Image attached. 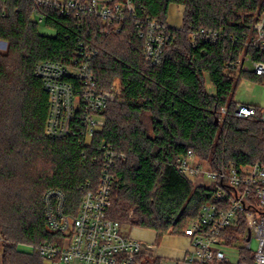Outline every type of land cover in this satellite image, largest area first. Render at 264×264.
<instances>
[{"label":"trees","instance_id":"trees-1","mask_svg":"<svg viewBox=\"0 0 264 264\" xmlns=\"http://www.w3.org/2000/svg\"><path fill=\"white\" fill-rule=\"evenodd\" d=\"M85 1V0H82ZM121 2L122 0H115ZM136 19L124 21L120 32L95 17L79 27L71 17L43 9L44 22L55 36L42 35L33 16V0H0V243L2 264H46L29 246L56 243L50 230L45 196L60 191L65 213L76 214L102 174V144L125 160L114 168V191L108 214L134 228L183 235L201 208L214 203V191L195 187L177 169V161L192 150L214 171L264 164V123L238 118L234 93L243 77L264 82L252 74L227 68L233 52L264 8V0H134ZM172 5L184 7L183 25L169 26ZM157 21L167 28L171 42L159 65L144 58V40L137 23ZM224 31L218 44L194 46L190 35L198 30ZM234 36L238 43H229ZM98 56L92 69L101 89L119 83L115 102L108 105L105 126L90 145L78 135L55 140L46 134L50 96L34 71L38 63L66 64L79 40ZM236 54V53H235ZM215 94L206 90V81ZM226 108V115L222 109ZM134 217L129 219L130 211ZM246 235L244 214L228 232L227 243ZM27 248V249H26ZM242 251L239 264H254ZM144 264H161L143 253ZM53 262V261H49ZM54 263V262H53Z\"/></svg>","mask_w":264,"mask_h":264},{"label":"built area","instance_id":"built-area-1","mask_svg":"<svg viewBox=\"0 0 264 264\" xmlns=\"http://www.w3.org/2000/svg\"><path fill=\"white\" fill-rule=\"evenodd\" d=\"M33 2V16L41 24L45 20L41 13L43 9L56 10L71 17L79 27L83 26L85 17H95L117 32L124 21L136 19L134 0ZM137 28L138 38L144 40L146 62L159 65L171 42L167 28L150 20L137 23ZM223 38L222 30L201 29L190 35L194 46L198 43L218 44ZM229 40L231 44L238 43L234 36ZM232 55L227 63L229 70L252 74L264 81V8L255 14ZM97 56L98 52L81 39L68 63L43 61L36 65L34 73L50 96L46 123V134L50 138L64 140L78 135L90 145L95 134L105 126L104 113L108 105L116 101L119 92L114 87L106 90L99 87L92 69ZM226 113L227 109L223 108L222 115ZM235 115L242 119L256 118L264 123V108L257 106L238 104ZM100 152L99 161L103 168L98 186L86 193L76 214L65 213L66 200L62 192L46 194L50 230L61 237L56 243L29 246L46 260L62 264H144L140 258L146 253L145 245L126 235L123 225L108 214L115 185L113 171L125 156L106 144H102ZM177 169L195 187L213 190L215 202L204 205L198 218L190 221L185 229L183 235L191 246L188 256L182 261L161 264H232L225 250L238 247L245 237L246 244L239 248L240 259L242 251L251 252L254 240L257 249L253 263L264 264V164L259 162L239 168L231 164L214 171L210 163L189 150L186 156L178 159ZM242 213L246 235L240 242L228 244L226 236L239 225Z\"/></svg>","mask_w":264,"mask_h":264},{"label":"rangeland","instance_id":"rangeland-1","mask_svg":"<svg viewBox=\"0 0 264 264\" xmlns=\"http://www.w3.org/2000/svg\"><path fill=\"white\" fill-rule=\"evenodd\" d=\"M184 8V7H183ZM185 9V8H184ZM181 13V12H180ZM184 14V12H183ZM179 18V24H181V16H178ZM173 21V20H172ZM174 23H172L173 25ZM182 25H183V15H182ZM174 27V26H172ZM39 32L42 35H47V36H55L56 32L52 28L47 27L45 24H40L39 26ZM8 50V44L4 41H0V53H6ZM112 87L118 92H120V87L119 83L115 82ZM206 90L210 95L215 94V87L213 84L210 82V80L207 79L206 81ZM234 101L237 102L238 104H244V105H252V106H257L260 108H264V82L260 81H255L251 80L248 77H243L241 79V82L239 83L235 93H234ZM134 217V211L131 210L129 214V219H132ZM119 222L123 225V231L126 235L129 236L131 231L134 229L129 223L126 221H121ZM245 241L241 242L238 244V247L236 248H229L225 250V253L228 255L230 262L232 264H236L240 259L239 256V248L244 246L246 244V237L244 239ZM27 249V248H26ZM257 249V242L252 241V250L251 252H245L244 256L252 261V258L255 254V251ZM0 250H1V243H0ZM46 264H62V263H53L46 261Z\"/></svg>","mask_w":264,"mask_h":264},{"label":"crops","instance_id":"crops-1","mask_svg":"<svg viewBox=\"0 0 264 264\" xmlns=\"http://www.w3.org/2000/svg\"><path fill=\"white\" fill-rule=\"evenodd\" d=\"M181 12V13H180ZM182 6L172 5L169 10L168 23L172 28L182 27ZM181 16V24L179 17ZM173 20V21H172ZM172 23H174L172 25ZM206 186L209 183L204 182ZM130 237L142 242L146 247V253L154 255L162 262H177L185 259L190 253V241L184 235L166 234L157 242V232L149 229L134 228L129 234ZM0 264H2V252L0 250Z\"/></svg>","mask_w":264,"mask_h":264}]
</instances>
